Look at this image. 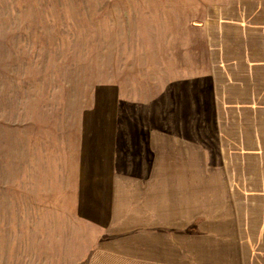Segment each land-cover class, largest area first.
<instances>
[{
    "label": "rangeland",
    "instance_id": "rangeland-1",
    "mask_svg": "<svg viewBox=\"0 0 264 264\" xmlns=\"http://www.w3.org/2000/svg\"><path fill=\"white\" fill-rule=\"evenodd\" d=\"M107 100L122 167L153 131L205 160L208 218L179 264H264V0H0V264L113 261L74 192Z\"/></svg>",
    "mask_w": 264,
    "mask_h": 264
},
{
    "label": "crops",
    "instance_id": "crops-1",
    "mask_svg": "<svg viewBox=\"0 0 264 264\" xmlns=\"http://www.w3.org/2000/svg\"><path fill=\"white\" fill-rule=\"evenodd\" d=\"M99 105L102 115L83 131L75 170L78 212L107 233L104 247L112 256L111 264L190 260L194 241L201 238L199 230L205 229L208 218L206 167L200 151L195 152L190 140L153 131L146 140L149 159L136 157L135 167H122L116 124L109 119L112 103L107 100ZM212 174V179L217 176L215 169ZM211 181L209 194L215 203L222 198L216 194L221 179ZM217 202L213 203L214 218ZM214 229L213 239H220Z\"/></svg>",
    "mask_w": 264,
    "mask_h": 264
}]
</instances>
